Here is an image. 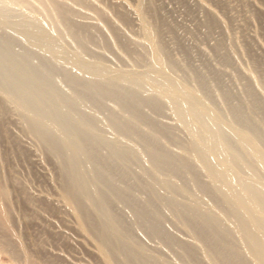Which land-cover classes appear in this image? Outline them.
<instances>
[{
    "label": "bare ground",
    "instance_id": "1",
    "mask_svg": "<svg viewBox=\"0 0 264 264\" xmlns=\"http://www.w3.org/2000/svg\"><path fill=\"white\" fill-rule=\"evenodd\" d=\"M152 3H139L131 42L78 21L60 0H0V141L22 153L27 140L53 160L62 202L102 264H264V98L255 90L264 93V80L238 78L234 90L215 67H195L171 23L153 21ZM223 41L214 60L233 68ZM116 45L127 68L105 59ZM166 113L175 124L159 120ZM1 153L0 237L19 260L8 239L16 176Z\"/></svg>",
    "mask_w": 264,
    "mask_h": 264
},
{
    "label": "rangeland",
    "instance_id": "2",
    "mask_svg": "<svg viewBox=\"0 0 264 264\" xmlns=\"http://www.w3.org/2000/svg\"><path fill=\"white\" fill-rule=\"evenodd\" d=\"M60 1L81 13L76 11L80 14L78 18L76 17L78 21L99 27L112 40L115 38L109 30V26L115 27L114 30L127 41L136 42L140 40L139 3L142 0H81L82 4L79 3V0L76 2L74 0ZM153 2V9L150 8L153 11L156 7V10L151 11L153 21L160 23L166 19L171 23L173 29H176L174 31L179 42L182 44L186 42L182 46L185 48L192 47L195 53V57L193 56L195 67L203 68L204 65L206 68L213 69L215 67L217 70L215 71L219 72V75L222 74L220 77L224 80V84L232 86L234 90L238 86V78H244L248 82L258 79L264 80V0H153ZM207 16L211 19V23L213 22L210 35L212 38L209 35L207 37L205 33L207 32L204 28L205 21L208 19ZM226 36L227 38H225ZM222 38L226 40L223 41L226 44L224 46L226 48L229 46L230 51L227 49L229 55L233 56V65L235 64L233 68L222 67L214 60L212 49L214 42L216 39ZM166 39L170 41L169 38ZM231 40L233 43L235 42L237 48L234 44L233 46L230 45ZM181 53L179 49L174 52L177 58L183 56ZM105 54V59L107 58V62L110 61L109 64L112 66L127 68L130 65L127 54L123 53L117 45L115 52L112 53L113 56L112 54ZM127 62L128 66L126 65ZM181 79L177 80L176 77L178 82ZM183 82L182 79L179 83L183 85ZM185 83L186 87L187 84H190L186 81ZM190 85L187 88L190 87L191 89L192 86ZM255 90L257 92L260 90L258 94L264 98V93L260 88L256 86ZM210 108L217 112L215 105L210 104ZM161 116L156 117L157 119L160 118L162 123L175 124L174 120L169 117L170 114L166 113ZM7 123L9 135L18 136L17 125ZM181 134L183 135V133ZM25 142L22 143L23 152L21 153L17 151L18 149L13 148L14 145H11L13 142L5 136L0 141V150L3 149L0 152L6 159L4 162L5 174L7 176L13 175L12 177L16 176L10 187V190L13 187L14 189L10 192L12 195L10 194L9 200L13 210L10 216L13 218L11 222H14L15 225L12 226V229L16 236L12 235L13 233L8 234V239H11V242L15 239L14 241H17L21 247L20 249L18 245H15L21 255L18 258L19 261L14 259L9 250L3 249L1 241L4 242L5 239L1 235L0 264H25L22 262L25 259V254L35 260L36 264L38 262L43 264L46 260H50L54 264H102L94 240L82 232L76 218L62 202L60 181L55 163L51 158L45 157L32 148L27 140ZM29 194L35 199V207L27 201ZM0 228L5 232L4 235H7L2 225ZM2 231L0 230V234L3 233Z\"/></svg>",
    "mask_w": 264,
    "mask_h": 264
}]
</instances>
